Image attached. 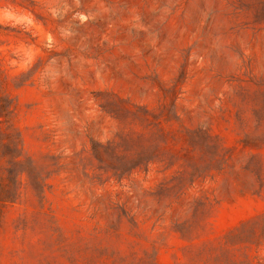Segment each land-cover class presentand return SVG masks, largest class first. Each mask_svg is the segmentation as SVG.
I'll return each mask as SVG.
<instances>
[{"label": "rangeland", "instance_id": "obj_1", "mask_svg": "<svg viewBox=\"0 0 264 264\" xmlns=\"http://www.w3.org/2000/svg\"><path fill=\"white\" fill-rule=\"evenodd\" d=\"M0 264H264V0H0Z\"/></svg>", "mask_w": 264, "mask_h": 264}]
</instances>
